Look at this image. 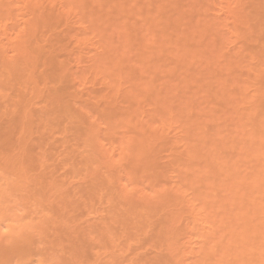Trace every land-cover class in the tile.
Wrapping results in <instances>:
<instances>
[{
  "label": "bare ground",
  "instance_id": "obj_1",
  "mask_svg": "<svg viewBox=\"0 0 264 264\" xmlns=\"http://www.w3.org/2000/svg\"><path fill=\"white\" fill-rule=\"evenodd\" d=\"M0 264H264V0H0Z\"/></svg>",
  "mask_w": 264,
  "mask_h": 264
}]
</instances>
